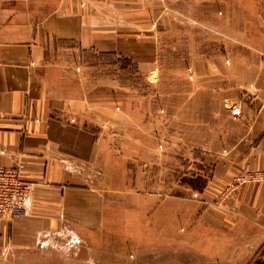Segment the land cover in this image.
<instances>
[{
	"label": "crops",
	"instance_id": "0c3cea01",
	"mask_svg": "<svg viewBox=\"0 0 264 264\" xmlns=\"http://www.w3.org/2000/svg\"><path fill=\"white\" fill-rule=\"evenodd\" d=\"M184 1L0 0V168L32 184L26 213L0 217V264H264V72L261 91L234 118L242 133L214 172L188 182V196L113 195L120 168L131 189L130 155L113 141L127 149L147 128L141 120L130 132L138 99L94 86L87 54L156 71V27L169 10L184 13ZM210 15V52L220 35L223 51L248 50L247 23L233 43L236 14ZM239 175L247 181L232 189Z\"/></svg>",
	"mask_w": 264,
	"mask_h": 264
},
{
	"label": "rangeland",
	"instance_id": "374dc122",
	"mask_svg": "<svg viewBox=\"0 0 264 264\" xmlns=\"http://www.w3.org/2000/svg\"><path fill=\"white\" fill-rule=\"evenodd\" d=\"M183 9L184 13L169 10L168 20L157 25L158 69L150 74L131 60L87 54V76L94 86L105 84L112 96L124 90L125 95L138 99L134 107L142 108L132 110L130 132L141 131V120L147 128L141 139L133 135L127 149L123 140L113 141L115 148L124 149L121 154L130 155L126 179L131 189L127 192L122 187L125 177L120 168L115 174L116 197L130 192L133 196L156 190L172 192L171 188L172 193L188 196V182L193 178L197 183L214 172L218 156L242 133V125L234 120L240 116L232 115L229 106L238 104L245 110L261 91L264 0H202L199 4L185 0ZM223 10L236 14L230 21L231 37L225 36L229 41L237 43L247 23L245 52L223 51L229 48L219 41L224 35L216 38L217 50L210 52L207 16ZM155 181L161 185L155 186Z\"/></svg>",
	"mask_w": 264,
	"mask_h": 264
},
{
	"label": "built area",
	"instance_id": "2783aa9c",
	"mask_svg": "<svg viewBox=\"0 0 264 264\" xmlns=\"http://www.w3.org/2000/svg\"><path fill=\"white\" fill-rule=\"evenodd\" d=\"M229 108L234 116H239L242 112V107L238 104ZM260 176L264 179V171ZM245 181L246 177L239 175L231 188L235 189L236 185ZM31 189L32 184L23 180L18 169L0 168V217L15 218L26 213L27 205L31 202Z\"/></svg>",
	"mask_w": 264,
	"mask_h": 264
}]
</instances>
